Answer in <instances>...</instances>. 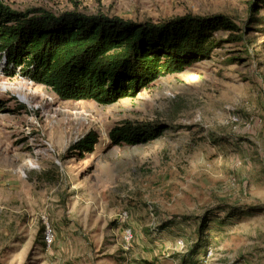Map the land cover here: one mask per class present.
<instances>
[{
  "label": "rangeland",
  "instance_id": "obj_1",
  "mask_svg": "<svg viewBox=\"0 0 264 264\" xmlns=\"http://www.w3.org/2000/svg\"><path fill=\"white\" fill-rule=\"evenodd\" d=\"M249 1L5 3L139 21L224 13L241 27ZM262 29L111 104L62 100L0 69V264H264ZM124 121L166 128L151 142L113 145L109 132ZM89 131L98 142L80 154L73 145ZM204 213L205 244L188 255Z\"/></svg>",
  "mask_w": 264,
  "mask_h": 264
},
{
  "label": "trees",
  "instance_id": "obj_2",
  "mask_svg": "<svg viewBox=\"0 0 264 264\" xmlns=\"http://www.w3.org/2000/svg\"><path fill=\"white\" fill-rule=\"evenodd\" d=\"M248 5L240 27L224 13H185L161 21H139L78 9L56 13L42 6L16 11L0 0V69L18 71L34 84L46 85L62 100L111 104L135 95L159 77L180 73L211 57L223 41L242 42L248 31L263 30L264 14L258 12L264 0H250ZM223 31L228 32L226 37L216 36ZM241 52L249 54L247 44ZM241 58L233 55L227 61ZM3 108L0 99V111ZM165 128L152 122L124 121L111 129L109 138L113 145L132 146L151 142ZM97 139V132L89 131L73 146L80 154L93 152ZM229 211L235 215L253 209ZM197 219L198 241L188 255L205 244L211 215L204 213ZM142 264L158 263L143 260Z\"/></svg>",
  "mask_w": 264,
  "mask_h": 264
}]
</instances>
